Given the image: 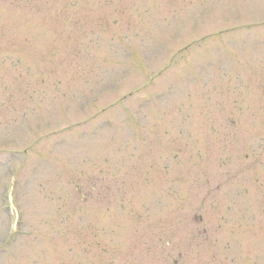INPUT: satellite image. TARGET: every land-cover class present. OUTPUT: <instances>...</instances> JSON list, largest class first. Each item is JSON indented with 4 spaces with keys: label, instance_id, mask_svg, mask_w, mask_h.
<instances>
[{
    "label": "rangeland",
    "instance_id": "obj_1",
    "mask_svg": "<svg viewBox=\"0 0 264 264\" xmlns=\"http://www.w3.org/2000/svg\"><path fill=\"white\" fill-rule=\"evenodd\" d=\"M0 264H264V0H0Z\"/></svg>",
    "mask_w": 264,
    "mask_h": 264
}]
</instances>
